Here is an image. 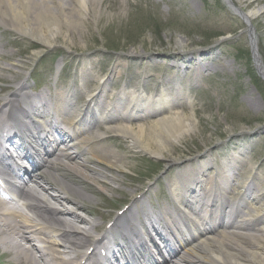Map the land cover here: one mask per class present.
<instances>
[{
	"label": "bare ground",
	"instance_id": "obj_1",
	"mask_svg": "<svg viewBox=\"0 0 264 264\" xmlns=\"http://www.w3.org/2000/svg\"><path fill=\"white\" fill-rule=\"evenodd\" d=\"M224 1L231 10L239 12L247 26L255 67L264 80V63L252 24L254 13L244 9L258 1ZM103 7L111 18L121 19L117 0H0V27L3 26L0 30V150L5 149L1 159L9 163L7 153L11 145L23 149L27 155H33L30 147L36 146L40 154L44 151L46 155L40 165L37 161L34 165L37 168L29 172V182L22 184L19 199H13L0 188V248L3 253L11 255L19 264H110L111 261H114L111 264H264V175L258 178L251 175L248 184H241V181L235 182L233 173L225 172L229 166L243 174L251 157L214 167L205 161L204 154L200 155L188 170L182 168L168 184L172 202L160 199L157 188L152 191L155 184L145 191L137 188L131 191V196L122 193L118 203L132 201L108 225L105 222L113 210L107 209L99 219L93 215L99 207H89L82 202V199L91 200L94 195L99 197L100 186L111 190L106 180H116L91 164L110 168L111 164L122 166L128 161L111 150L97 154L96 147L104 141L100 136H105V132L88 135L90 127L87 125L126 136L134 147L154 157L160 155L152 146L161 141V130H165L170 140H177L193 129L192 119L183 111L132 126L135 118L143 120L144 116H157L159 110L187 102V97L178 90L161 91L170 81H176L175 76L156 78L148 72L144 76L137 75L140 83L127 80L123 89L117 90L125 67L121 57L115 59L95 90L87 85L81 92L94 103L92 109H85L90 112L88 117L73 120L80 112L71 99L77 90L70 94L56 88L53 97L50 87L37 93L33 88L32 93L27 92L29 82L20 79L24 70L16 69L21 65L16 59L19 51L6 49L12 44L10 38L19 34L15 38L30 36L47 44L50 38H58L63 31L70 34L72 29L83 24L85 17L95 12L99 18L103 17ZM162 53L165 51L151 52L143 59L149 65ZM208 53L199 55L206 58ZM190 55L187 58L183 53L163 54V58L183 60L184 68L194 70L191 75L197 79L204 70L211 68V64L197 62V57L193 53ZM137 58L129 56L126 60L131 63ZM92 68L93 65L80 73L85 84L95 80ZM60 70L59 61L56 71ZM6 73L12 74V85L5 84L8 81ZM146 80L153 82L159 91L145 96L134 90L143 87ZM101 94L111 101L102 104ZM101 109L105 127L95 116L100 115ZM2 170L6 168L1 165ZM23 170L28 171L27 168ZM67 170L78 178L70 176ZM89 179L102 185L90 184ZM3 185L5 188L17 186L8 182ZM238 189H241L239 193ZM103 200L101 204H107L106 198ZM181 206L189 213L181 212V209L185 211ZM78 209L93 217L79 215L75 212ZM218 226L222 230L215 236L212 233ZM95 230L100 232L94 233ZM151 233L164 242L165 255ZM159 257H162L161 262Z\"/></svg>",
	"mask_w": 264,
	"mask_h": 264
},
{
	"label": "rangeland",
	"instance_id": "obj_2",
	"mask_svg": "<svg viewBox=\"0 0 264 264\" xmlns=\"http://www.w3.org/2000/svg\"><path fill=\"white\" fill-rule=\"evenodd\" d=\"M257 1L244 9L253 12L255 17L258 16L255 20L253 16L252 24L258 35V48L264 63V0ZM117 4L121 19L111 18L108 10L103 7V17L99 18L98 12H95L94 15L85 17L83 24L72 29L70 34L63 31L58 38H50L47 44L14 36L10 38L12 44L6 48L19 51L16 59L21 65L16 69L24 70L20 73V79L29 82V93H32L31 88L34 86L43 89L47 82L52 94L58 86L57 82H60L58 88L62 90L72 91L80 87L82 91L89 85L93 91L96 84L102 83L115 59L121 57L124 58L125 67L117 83V90L123 89L127 80L131 82L133 79V82L140 83L137 75L144 76L148 72L156 78L175 76L176 81H170L161 91L178 90L179 94L187 97V102L178 107L159 110L157 116L148 115L143 120H132V126L136 127L177 111H183L192 119L193 129L185 133L183 138L170 140L165 130H161V141L157 146H152L160 152L158 157L134 147L126 136L101 130L105 132L106 138L97 145L96 153L111 150L117 156H125L128 161L122 166L111 164L110 168L91 164L116 178L106 180L111 185V190L89 179L90 184L100 186V196L106 198L107 203L101 204L103 198L96 195L91 200L82 199L89 207H99L100 210L93 211V215L101 219L102 213L109 209L113 210L112 218L121 208L118 201H121L122 193L131 196V191L137 188L145 191L154 184L152 191L157 188L156 194L160 192L161 197L166 198L164 202H170L168 184L178 171L182 168L188 170L191 163L203 154L205 161L214 167L226 165L230 160L251 157L252 161L243 174L226 166L225 172L233 173L235 182L248 184L247 180L251 175L255 178L264 175V82L256 79L247 26L239 12L231 10L224 0H117ZM179 40H182L181 44L178 43ZM158 51L165 53L148 65L143 56ZM206 51L209 52L205 55L206 58L200 57L199 54ZM175 53H183L187 58L193 53L197 62H207L211 64V68L193 79L191 74L194 70H186L183 60L163 58V54ZM129 56L139 58L134 59L131 64L126 60ZM59 61L61 71L56 74V63ZM174 64L177 65L176 68ZM91 65L94 66L92 70H95L96 77L94 82L85 85L80 73ZM36 74L39 75L37 81L34 79ZM5 76L8 79L5 84L12 85V74L6 73ZM157 89L153 82L146 80L143 87L134 90L150 96L159 91ZM34 91L37 93L39 90ZM81 91L78 96L82 95ZM100 99H103L102 104L105 105L108 104L107 101H111L103 98V94ZM75 101V106L80 108L89 104L86 93ZM101 131L91 128L93 134ZM66 172L78 178L75 173L69 170ZM240 190L238 189V193ZM127 201L123 200L122 203H129ZM75 211L85 218L93 217L83 210ZM221 229L217 227L213 234L219 235ZM1 253L0 248V260L3 264H19L10 255Z\"/></svg>",
	"mask_w": 264,
	"mask_h": 264
}]
</instances>
